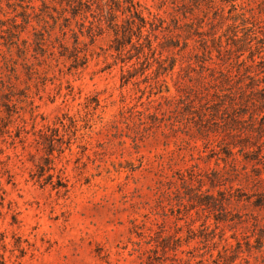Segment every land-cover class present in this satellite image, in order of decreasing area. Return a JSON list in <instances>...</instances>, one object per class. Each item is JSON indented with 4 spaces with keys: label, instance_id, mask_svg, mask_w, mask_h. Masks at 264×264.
I'll return each instance as SVG.
<instances>
[{
    "label": "rangeland",
    "instance_id": "rangeland-1",
    "mask_svg": "<svg viewBox=\"0 0 264 264\" xmlns=\"http://www.w3.org/2000/svg\"><path fill=\"white\" fill-rule=\"evenodd\" d=\"M85 1L0 0V264H264V0Z\"/></svg>",
    "mask_w": 264,
    "mask_h": 264
},
{
    "label": "trees",
    "instance_id": "trees-1",
    "mask_svg": "<svg viewBox=\"0 0 264 264\" xmlns=\"http://www.w3.org/2000/svg\"><path fill=\"white\" fill-rule=\"evenodd\" d=\"M70 1L72 3L78 2L79 4H83L84 2H86L85 0H70ZM131 3L132 4H131V7L129 8V11H131V12L133 11V13L138 14L136 8L134 7V3L133 2H131ZM115 24L118 25L117 22H115ZM14 25H15V27H18V24H14ZM13 35H15V33ZM222 75H224V77L226 79H228V81L230 80V77L225 75L223 72H222ZM250 87H248V88H250ZM253 87L254 86H252L251 90H246V89H243L242 85L237 86V88L239 90L238 93L240 94V98L241 99L247 98V103H250V104H246L247 108L243 107L241 109H247L246 111H249L248 115L250 118L249 120H251V122H252V126H241V127H235V128L231 127V130H229L228 132H264V87H262V88H258V87L253 88ZM232 88L233 87L231 86V90H232ZM226 90H228V89H226ZM257 93H259V97L257 96V98H255L254 95ZM231 94H233V95H230V93L229 94L224 93L222 95H226L228 97H231L230 99L232 100V102H230V105L234 106V104H237V97H236V94H234L232 92H231ZM217 96L220 97L221 95H217ZM208 107H211V106H208ZM218 107H221V108H218L219 111H221V109H223L224 110L223 113H227V112H225V110H227L228 106L223 107L222 105L219 106V104H218ZM250 109H252V111H250ZM238 113H240V114H238L236 117L233 118V120L235 122L239 121V119H241V117L243 118L244 116H242V115L246 114L247 112H244V113L238 112ZM239 115H241V116H239ZM240 121H243V119H241ZM246 145H248V144H246ZM257 148H259L258 156H261V153L263 152V149H264V142L262 144L257 145ZM261 157L264 158V154H262ZM260 158H258V159L261 160ZM257 175H259V174H257ZM262 181H263V179L260 178L259 182L262 183ZM261 187L264 188V185H262ZM257 195H258L257 200L254 201L255 205L260 206V207H264V190L260 191Z\"/></svg>",
    "mask_w": 264,
    "mask_h": 264
}]
</instances>
